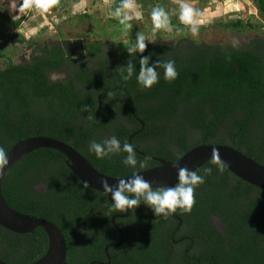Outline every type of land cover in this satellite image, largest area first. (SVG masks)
Here are the masks:
<instances>
[{
	"label": "trees",
	"instance_id": "16d2710c",
	"mask_svg": "<svg viewBox=\"0 0 264 264\" xmlns=\"http://www.w3.org/2000/svg\"><path fill=\"white\" fill-rule=\"evenodd\" d=\"M258 1L264 12V0ZM178 27L173 42L159 38L143 54L131 56L130 41H78L72 52L70 40L35 43L12 35V48L0 46V59H6L0 70V147L7 154L21 140L50 137L73 146L99 172L124 178L160 163L135 150L146 167L124 165L123 152L97 159L89 144L113 135L122 146L130 144L142 120L145 128L133 144L147 155L174 162L198 146L227 145L264 165V38L223 47L202 43L186 26ZM222 27L244 32L256 26L237 21ZM19 45L32 56L15 64L9 54ZM141 56H150V63L175 61L177 79L165 80L160 67L156 85L140 86ZM129 63L135 74L125 80ZM62 72L64 80L52 79L51 73ZM197 173L205 182L195 191L191 212L174 213L183 227L174 234L178 219L156 217L144 204L131 209L129 218L117 220L125 241L109 249L110 264H264V189L216 162ZM2 191L14 210L60 228L68 244L67 264L107 263L105 248L120 241L111 220L121 212L111 209L106 194L83 184L60 152L41 149L23 158L9 171ZM48 246L42 228L16 234L0 225V261L31 263Z\"/></svg>",
	"mask_w": 264,
	"mask_h": 264
},
{
	"label": "rangeland",
	"instance_id": "374dc122",
	"mask_svg": "<svg viewBox=\"0 0 264 264\" xmlns=\"http://www.w3.org/2000/svg\"><path fill=\"white\" fill-rule=\"evenodd\" d=\"M119 0H58L47 13L36 10L20 12L19 4L15 8L9 5L4 13L0 12V46L11 47L12 35L24 40L54 41L79 40L95 42V40H110L116 45L127 41L136 43L137 34H144L146 43L159 38L163 42H173L180 35L178 26H186L191 34V25L180 20L181 6L188 5L200 15H195L198 33L192 37L202 43L219 44L223 47H243L249 45L255 38H264V12L260 9L258 0H134L135 12L141 13V19L131 21L132 28L125 30L113 13ZM23 0L21 1V3ZM163 8L169 16V21L175 20L178 25L171 24L167 30L152 32V10ZM22 13L24 15H22ZM242 21L253 24L254 29L244 32L226 30L222 25ZM100 22V23H97ZM117 22V23H116ZM104 33H102V31ZM177 31V32H176ZM103 34V35H102ZM66 37V38H65ZM25 46L10 52L13 63L21 64L32 56ZM4 53V52H3ZM0 52V55L2 54ZM6 67V59H0V70ZM53 80H64L66 73H51Z\"/></svg>",
	"mask_w": 264,
	"mask_h": 264
},
{
	"label": "water",
	"instance_id": "95a60500",
	"mask_svg": "<svg viewBox=\"0 0 264 264\" xmlns=\"http://www.w3.org/2000/svg\"><path fill=\"white\" fill-rule=\"evenodd\" d=\"M139 121L144 127V122L142 120ZM135 135L136 134L132 135L129 140L133 149L141 155L159 162L160 165L124 178H114L99 172L90 161L73 146L50 137L39 136L21 140L6 154L8 163L0 168V225L16 234H29L33 233L37 228H42L48 235L49 246L45 255L37 261L25 264H67L68 255L66 237L57 225L48 220L22 214L14 210L7 203L3 195V181L9 171L23 158L37 150L51 149L63 154L66 157V164L73 174L88 188L106 194L111 203H113L111 194L104 191L101 184L102 180H107L110 186H115L119 180L141 174L152 184L154 189L165 186H175L178 182V170L180 168L186 167L189 171L197 172L210 162L219 163L244 182L264 189V165L256 162L254 159L231 146H198L173 162L153 157L137 150L132 143ZM130 215L131 209L127 210L124 214H118L112 217L111 223L114 229L119 233L120 241L105 248L108 262L99 264H110L111 257L108 252L109 249L119 248L124 244V232L117 224V220L122 218L126 219ZM0 264L7 263L0 261Z\"/></svg>",
	"mask_w": 264,
	"mask_h": 264
},
{
	"label": "clouds",
	"instance_id": "9594fccd",
	"mask_svg": "<svg viewBox=\"0 0 264 264\" xmlns=\"http://www.w3.org/2000/svg\"><path fill=\"white\" fill-rule=\"evenodd\" d=\"M58 0H23L19 4L18 10L35 9L38 13H47ZM134 0H121V3L114 10V17L124 26L125 30L131 29V21L133 19H141V13L135 12ZM195 15H200L192 7L188 5L181 6L180 20L191 25L193 35L198 33L196 21L193 19ZM151 18L153 21L152 32L155 34L160 29L167 30L170 25L168 13L161 7L152 10ZM147 48L146 37L144 34H137L136 43L127 49L129 56L139 53L143 54ZM140 70L136 76L137 83L144 88H152L159 82L158 68L162 67L164 71V79L174 81L178 77V71L175 67V61L169 60L163 64L159 61L150 63V56H141ZM127 75L125 80H129L135 74V66L127 65ZM89 151L94 153L97 159H104L121 152L127 153L123 163L126 166L135 168L138 164L140 167H146V163L137 160L136 152L131 144L125 143L123 146L119 138L115 135L106 138L103 142L91 141ZM8 163L6 153L3 147H0V168ZM211 169L206 170V174H210ZM205 182V176L199 175L196 171H189L188 168H180L178 170V182L175 186H165L154 189L152 184L147 181L143 175L137 174L127 179L119 180L115 186H110L107 180H102L101 184L105 192L111 194V209L116 212H126L129 209H136L141 204L149 207L155 216L167 217L171 213H175L177 209L184 212H191L195 200L196 189Z\"/></svg>",
	"mask_w": 264,
	"mask_h": 264
},
{
	"label": "flooded vegetation",
	"instance_id": "af4514ba",
	"mask_svg": "<svg viewBox=\"0 0 264 264\" xmlns=\"http://www.w3.org/2000/svg\"><path fill=\"white\" fill-rule=\"evenodd\" d=\"M79 41V40H78ZM78 41L77 40H74V41H72V42H70V50H72V52H74L73 50L78 46ZM141 123V122H140ZM143 126V125H142ZM138 126H133V128H137ZM132 128V129H133ZM144 128H145V124H144V127H142L140 130H136L134 133H133V135L134 134H136L135 135V137L136 136H139V134H141L142 132H143V130H144ZM133 139H134V137H133ZM130 142V141H129ZM132 143H133V140H132ZM144 142L142 141H140L139 143H138V145L140 146V147H142V148H144ZM134 146H135V144H133ZM136 147V146H135ZM136 149L137 150H139L137 147H136ZM140 151V150H139ZM144 153V152H143ZM125 212H123V213H116L115 215H118V214H124ZM114 215V216H115ZM131 216V215H130ZM129 216V217H130ZM170 217H171V219H178L179 220V226L176 228V230H175V232H174V234L176 233V232H178L179 231V229H180V227H183V220L182 219H180V218H178V216L176 215V214H174V213H171L170 215H169ZM128 217V218H129ZM123 219V218H122ZM127 219V218H126ZM119 220V219H118ZM175 236V235H174ZM107 260H108V257H107ZM108 262V261H107Z\"/></svg>",
	"mask_w": 264,
	"mask_h": 264
},
{
	"label": "crops",
	"instance_id": "0c3cea01",
	"mask_svg": "<svg viewBox=\"0 0 264 264\" xmlns=\"http://www.w3.org/2000/svg\"><path fill=\"white\" fill-rule=\"evenodd\" d=\"M21 1L22 0H0V12H1V10L6 9V7L9 6V5L12 7V9H13V7L15 8V4H17V3L20 4ZM31 10L35 11V9H31ZM31 10H25L24 12H26V11L30 12ZM4 11H6V10H4ZM4 11L1 12V13H4ZM22 15H24V14L22 13ZM19 38H20V36H19ZM11 42H12V44H11L10 48H12V46H13V41L11 40Z\"/></svg>",
	"mask_w": 264,
	"mask_h": 264
}]
</instances>
